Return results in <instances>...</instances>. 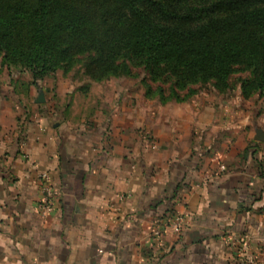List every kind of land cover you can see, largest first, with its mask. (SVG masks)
<instances>
[{
  "label": "crops",
  "instance_id": "0c3cea01",
  "mask_svg": "<svg viewBox=\"0 0 264 264\" xmlns=\"http://www.w3.org/2000/svg\"><path fill=\"white\" fill-rule=\"evenodd\" d=\"M79 93L0 157V264H264V155L240 109L102 91L91 116Z\"/></svg>",
  "mask_w": 264,
  "mask_h": 264
},
{
  "label": "trees",
  "instance_id": "16d2710c",
  "mask_svg": "<svg viewBox=\"0 0 264 264\" xmlns=\"http://www.w3.org/2000/svg\"><path fill=\"white\" fill-rule=\"evenodd\" d=\"M0 66L32 85L77 67L94 82L142 69L145 96L163 104L194 85L226 93L247 72L242 96H264V0H0Z\"/></svg>",
  "mask_w": 264,
  "mask_h": 264
},
{
  "label": "rangeland",
  "instance_id": "374dc122",
  "mask_svg": "<svg viewBox=\"0 0 264 264\" xmlns=\"http://www.w3.org/2000/svg\"><path fill=\"white\" fill-rule=\"evenodd\" d=\"M145 76L146 74L142 69H134V74L131 76L111 77L102 82H94L87 79L77 67L68 74L60 70L54 75L46 77L37 85H32L31 76L28 72L15 67L0 66V157L9 153L7 150L15 141L20 143L21 138L25 137L23 135L25 125L27 122L38 120V109L44 112V109L60 107L67 102L68 98L64 96L66 90L67 92L68 90L80 92L76 98V108H80L88 102L91 110L93 108L91 116L96 114V98L102 91H114L113 96L122 94V99L129 94L134 102L140 100L139 97L143 92L146 100L158 105L161 102L158 97L147 98L145 96V87L142 84V79ZM246 77H249L247 72L234 73L231 77L232 88L226 93L217 92L212 85H194L193 88L196 93L188 100L201 96L207 97L208 102L212 105L226 108L234 106L242 111V119L247 120V125L250 124L247 127L248 130L255 127L256 135L258 131L264 133V96L259 93L253 94L250 98L242 96L240 80ZM84 85L89 86L88 93L90 95L86 96L82 91L81 87ZM152 85L156 87L157 84ZM165 89L167 91V85ZM118 95L115 96V100H118ZM40 98H43L44 101H40ZM64 98L65 101H62ZM175 102L177 101L173 100L166 104L169 106ZM166 104L162 103V105ZM103 109L105 110V108ZM86 115L82 116L81 112L78 117L81 119ZM253 119L256 120L254 123L252 122ZM91 120H89L90 124L95 122L94 119ZM256 143L257 145L254 147H260L264 155V140H256ZM249 145L252 146V143L249 142ZM176 218L182 219L173 215L171 220Z\"/></svg>",
  "mask_w": 264,
  "mask_h": 264
},
{
  "label": "built area",
  "instance_id": "2783aa9c",
  "mask_svg": "<svg viewBox=\"0 0 264 264\" xmlns=\"http://www.w3.org/2000/svg\"><path fill=\"white\" fill-rule=\"evenodd\" d=\"M42 181V187H43V193H44V202L46 204V211L52 210L53 202H52V194H53V188L50 180V176L48 173H43L40 176ZM173 229L179 230L181 228V220L176 218L172 221ZM156 234L161 235V231L157 230Z\"/></svg>",
  "mask_w": 264,
  "mask_h": 264
},
{
  "label": "water",
  "instance_id": "95a60500",
  "mask_svg": "<svg viewBox=\"0 0 264 264\" xmlns=\"http://www.w3.org/2000/svg\"><path fill=\"white\" fill-rule=\"evenodd\" d=\"M40 101H44L43 98H40ZM256 140L263 141L264 140V133L261 131L257 132V136L255 137Z\"/></svg>",
  "mask_w": 264,
  "mask_h": 264
}]
</instances>
